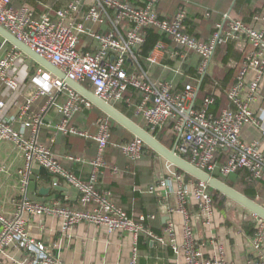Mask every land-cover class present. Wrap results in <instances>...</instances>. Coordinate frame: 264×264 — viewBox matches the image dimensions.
<instances>
[{"label":"built area","instance_id":"built-area-1","mask_svg":"<svg viewBox=\"0 0 264 264\" xmlns=\"http://www.w3.org/2000/svg\"><path fill=\"white\" fill-rule=\"evenodd\" d=\"M86 20L105 25L111 23L115 33L97 34L89 31L85 23L75 16L81 11L86 0H73L65 9L56 13L55 17L42 15L36 18L27 6L15 8L13 0H0V26L9 31L18 40L28 45L34 52L50 61L69 79L83 86L87 85L102 101L109 104L122 101L129 88H134L144 94L143 103L136 108V116L143 119L152 131L163 128L168 122H173L172 131L177 135L175 144L177 154L187 157L189 163L210 175L216 172L222 177H230L241 170H247L252 180L260 182L264 179V153L258 144H248L242 140L241 131L245 125L261 126L259 117L255 115L250 102L256 99L261 80L264 78V31L257 30L239 19L226 16L222 25H217L216 32L209 41L197 40L185 30L188 11L181 8L171 18H161L157 7L160 0H147L142 7H136L121 0H94ZM208 17V14L207 16ZM255 20L264 26V16L256 15ZM126 25V33L120 27ZM148 29H155L167 36L178 46V53L185 61L189 53L200 57L199 73L205 74L210 66L215 51L230 42L247 44L252 50L247 54L244 66L236 84L227 92L232 108L223 110L213 116L205 109L198 110L194 103L195 90L191 84L184 87L182 93L176 92L175 85L165 81H155L143 73L140 67L129 71L128 63L136 65L137 52L145 42ZM90 35L99 45L96 53H82L78 46L80 37ZM5 50L0 59V82L8 89L17 92L20 88L11 71L19 61L27 56L3 39L0 53ZM167 53L166 46L160 42L148 57V62L156 65L159 57ZM253 71L255 78L246 83L248 72ZM36 88V95H47L50 103L56 104L62 122L57 130L63 134L93 138L97 143V158L91 163L92 174L88 182H84L67 171L57 160L52 151V143H44L39 139L40 115L30 112L28 101L18 108V114L7 117L2 114L5 107L0 102V142H8L21 153L23 167L18 171L22 197L15 202L16 213L7 216L0 208V254L5 250L19 248L26 253V264H60L58 257L46 248V245L31 237L28 232L25 213L39 216H56L62 220V232L79 224L104 226L109 231L120 234H131L135 241L142 235L145 239L163 243L146 226L144 216L132 219L119 206L112 202L109 193L98 191V176L106 169L105 151L111 139L110 124L107 119H99L96 123L98 132L95 136L81 130L72 124V120L82 109H90L94 105L65 81L39 68L31 79ZM49 85V89L46 88ZM214 97H219V84L213 85ZM58 96L63 97L62 103H56ZM56 101V102H55ZM214 98L206 100V105L212 104ZM21 121L22 129H15L13 123ZM147 149L139 138L123 145L124 155L131 161L142 159ZM219 152L227 154L226 163L217 169L215 158ZM72 162H81L77 157L68 158ZM46 171L50 176L61 178L76 188L80 193V204L85 210L64 206L60 200L47 202L33 200L28 195L33 170ZM4 171V168H1ZM186 173L175 176L179 185L178 198L180 212L186 217L183 250L184 264H231L222 259H206L199 249L189 216L181 205L185 204L193 194L200 211L205 215L203 224H209L214 213V199L210 187L203 182L190 177ZM191 184L194 189L188 188ZM163 186H169L170 180L163 181ZM259 200L264 201V196ZM90 207V208H88ZM256 221V236L252 243L258 255L247 264H264V219L252 213ZM166 232L173 238L174 228L168 224ZM175 252L178 248L171 243ZM223 252V247H219ZM132 264H139L138 251L134 249Z\"/></svg>","mask_w":264,"mask_h":264},{"label":"crops","instance_id":"crops-1","mask_svg":"<svg viewBox=\"0 0 264 264\" xmlns=\"http://www.w3.org/2000/svg\"><path fill=\"white\" fill-rule=\"evenodd\" d=\"M72 1L13 0V6L15 8L29 7L36 18H40L42 15L55 17L58 11L65 9ZM121 1L142 7L147 0ZM238 1L160 0L157 10L161 18H171L179 9L185 8L188 11L185 30L201 41H209L216 32L217 25L225 23L226 16L242 20L247 25L264 31L263 24L255 20L256 15L264 16V0H241L239 3ZM94 4V0H86L75 18L84 22L89 31L97 34L115 33L111 23L101 25L86 20V15ZM207 14L208 17H206ZM126 30L125 24L120 27L121 32L126 33ZM146 35L147 33L145 40ZM160 36L162 38L148 55H142L145 42L135 52L137 63L136 65L133 61L128 63L129 71L133 72L135 67H140L148 78L155 81L170 82L175 85L176 92L179 93L184 91L187 84H191L195 90L194 103L196 108L198 110L205 109L210 115L216 116L223 110L232 108L227 92L236 84L245 58L252 47L247 44L230 42L233 44V50L227 63L223 59L227 55L228 45L219 47L212 57L208 71L203 75L199 73L201 62L199 56L189 53L188 58L183 61L180 56H174L179 51L178 46L167 36L162 34ZM2 41L3 39L0 37V45ZM160 42L166 46L167 53L159 57V62L156 65H152L148 62V57ZM78 48L82 53H96L99 45L93 37L87 34L80 37ZM4 53L5 50L0 53V59ZM39 68L42 67L28 57L17 63L11 71L20 86L17 92L11 91L0 82V102L5 104L2 114L7 117L17 115L19 106L30 101L29 113L41 117L40 141L44 143L50 141L51 143L53 139L52 151L57 160L67 171L82 181L88 182L92 174L90 163L97 158V143L93 138L63 134L57 130L62 118L57 111L56 104L50 103V98L47 95L37 96L36 88L31 84V79ZM229 70L234 71L231 77L227 75ZM226 77H230V80L223 87V80ZM205 78L208 81L203 85ZM254 78L255 73L250 71L245 81L248 84ZM215 82L219 84V97H214L212 92ZM202 85L204 89L200 94ZM45 86L49 89L48 84ZM212 97L214 98L213 103L206 105V100ZM218 99L222 100H220L222 105L220 110L217 113L209 112L210 107L214 106ZM143 101L144 94L141 91L129 88L122 101L114 102L111 105L153 136L157 129L152 131L146 126L143 119L135 114L136 108ZM62 102L63 97L58 96L56 103ZM250 108L259 117L262 125L259 127L245 125L242 128L241 137L245 143L258 144L260 151L264 153V78L261 80L256 99L250 102ZM99 119H105V116L94 106L90 109L84 108L77 113L72 124L87 131L89 135L95 136L98 132L96 123ZM169 125L173 129L174 123L172 121L164 127ZM13 126L15 129H22V123L19 120L14 122ZM120 128L117 134L113 136V140L111 132L110 141L112 140V142L110 144L109 141L104 156L107 167L98 176V191L109 193L112 202L122 208L130 218L136 220L144 216L146 218L145 226L157 237L162 238L163 243L145 239L142 235L138 241H135L131 234H120L109 231L104 226L89 224H79L64 234L62 232V220L59 217L25 213L24 219L29 235L43 242L46 248L58 257L60 264H132L134 249L138 251L139 264H184L186 257L183 244L186 217L183 212L179 211L180 202L177 194L179 185L175 180V176L183 172H178L176 167L157 153L149 150L145 151L141 160L137 162L129 160L122 150L123 145H125L123 132L126 129L121 126ZM128 133L132 135L130 132ZM171 134L177 137L173 131ZM169 138L170 135H164V141L168 142ZM69 157H77L81 159V162H72L68 159ZM215 161L217 169H220L227 161V154L219 152ZM23 165L24 160L21 153L11 143L0 142V208L7 216L17 212L15 202L22 197L18 171ZM1 168H4V171ZM236 174L227 178L222 177L219 172L211 175L215 178H221H218L221 181L227 180L235 184L238 183L239 177ZM186 178L187 181L190 182L191 180L196 183L189 176ZM167 180H170V185L163 186V181ZM258 183L259 190L264 193V179ZM188 188L191 191L194 189L191 184H188ZM42 189L49 191L46 195H42L40 194ZM210 192L211 194L213 192L211 188ZM28 195L33 200L40 202L57 199L66 207H74L79 210L86 209L80 204V193L76 188L68 184L66 180L52 177L37 167L33 170ZM259 198L260 193L255 201L264 207V201L261 200L260 203ZM181 209L187 211L198 247L206 259L217 258L226 263L247 264L258 255V251L254 249L252 243L256 236V221L251 212L237 203L229 201V199L220 200L218 206L214 200V213L209 224H203L205 215L201 213L193 194L190 195V199L185 204L181 205ZM169 223L174 228L173 238L166 232ZM172 240L178 248L177 252L171 245ZM219 247H223V252L220 251ZM261 251L264 253V245ZM27 261L28 256L19 248L8 249L0 254V264H26Z\"/></svg>","mask_w":264,"mask_h":264},{"label":"water","instance_id":"water-1","mask_svg":"<svg viewBox=\"0 0 264 264\" xmlns=\"http://www.w3.org/2000/svg\"><path fill=\"white\" fill-rule=\"evenodd\" d=\"M0 37L10 43L15 48H17L20 52L25 54L29 59H31L40 67H42L46 72H49L58 79L65 81L67 85H69L72 89L76 90L82 96L87 98L96 108H98L107 117H109L121 127L126 129L136 138L141 139L148 148L152 149L155 153H157L168 163L181 170L182 172L186 173L187 175L195 178L196 180L206 183L214 192L222 194L227 199L237 203L247 211L264 219V207L260 205L257 201L247 198L239 190L228 186L226 183L219 180L218 178H215L209 173L204 172L199 168L195 167L194 165L180 157L177 154L175 147L173 149H168L167 147H165L144 128L140 127L133 120L126 117L113 105L102 101L91 90H89L82 84L69 79L61 70L55 67L50 61L38 55L28 45L18 40L14 35H12L2 26H0ZM48 191V189H42L40 191V194L46 195Z\"/></svg>","mask_w":264,"mask_h":264},{"label":"trees","instance_id":"trees-1","mask_svg":"<svg viewBox=\"0 0 264 264\" xmlns=\"http://www.w3.org/2000/svg\"><path fill=\"white\" fill-rule=\"evenodd\" d=\"M241 0L238 1V3L240 2ZM181 8V6H180ZM147 35H146V40H145V44L143 46V50H142V55L143 56H146L148 55V53L154 48L155 44L162 38V36H160V33L155 30V29H148L146 31ZM228 47H227V55L226 57L223 59V61L225 63H227L229 61V58L232 54V50H233V44L232 43H228L227 44ZM233 70H229L227 72V75H229L230 77L233 76ZM230 77L229 78H225L223 80V87L225 85H227L229 83V80H230ZM206 81H208L206 78L203 82V85L206 83ZM201 86V89H200V94L201 92L203 91L204 89V86ZM85 87H87L88 89H90L88 86L85 85ZM199 94V95H200ZM221 100V99H220ZM218 99V101L216 102V104L212 107H210L209 109V112L211 113H217L220 108H221V101ZM102 113V112H101ZM103 116H105V119L108 120L109 124H110V129H111V132H112V140H113V136H115V134H117V132L119 131L120 126L114 122L112 119L108 118L104 113H102ZM149 130V129H148ZM124 135H125V144L126 142L127 143H130L134 140V136L130 135L126 130L123 132ZM172 128L171 126L169 125L168 127H164V128H161V129H157L155 131V133H153V136L161 143L163 144L165 147H167L168 149H172L173 146H175L176 144V140H177V137L176 136H172ZM170 135V138H169V141L166 142L164 141V135ZM127 137V138H126ZM112 140L110 141V144L112 142ZM146 150H149V151H152L154 152L152 149L148 148ZM186 160H189L187 157H184ZM178 172H182L181 170L178 169ZM236 175H239L237 181L238 183L241 184V193H243L247 198L251 199V200H256V197L257 195L259 194V183L258 182H255L252 180V176L251 174L247 171V170H241L239 171ZM219 178V177H218ZM221 179V178H219ZM224 183H226L228 186L234 188V184L227 181V180H223ZM212 195H213V199L215 200V203H218V206H219V201H225V200H228L225 196H223L222 194L220 193H217V192H212Z\"/></svg>","mask_w":264,"mask_h":264},{"label":"rangeland","instance_id":"rangeland-1","mask_svg":"<svg viewBox=\"0 0 264 264\" xmlns=\"http://www.w3.org/2000/svg\"><path fill=\"white\" fill-rule=\"evenodd\" d=\"M60 102H61V101H60ZM137 122H140V121H137ZM234 186H235L234 188H236L237 190H239V191L241 192V190H242L241 187H242V186H241L240 183H235ZM259 191H260V192H259V193H260V198L262 199V197L264 196V193H262L261 190H259ZM256 200H257V199H256ZM229 201H230V200H229ZM259 201H260V203H261V200H259Z\"/></svg>","mask_w":264,"mask_h":264}]
</instances>
